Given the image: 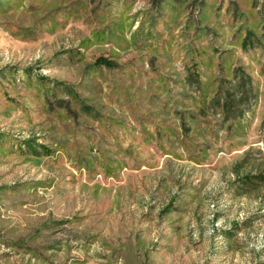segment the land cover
<instances>
[{
    "label": "rangeland",
    "instance_id": "374dc122",
    "mask_svg": "<svg viewBox=\"0 0 264 264\" xmlns=\"http://www.w3.org/2000/svg\"><path fill=\"white\" fill-rule=\"evenodd\" d=\"M0 264H264V0H0Z\"/></svg>",
    "mask_w": 264,
    "mask_h": 264
},
{
    "label": "trees",
    "instance_id": "16d2710c",
    "mask_svg": "<svg viewBox=\"0 0 264 264\" xmlns=\"http://www.w3.org/2000/svg\"><path fill=\"white\" fill-rule=\"evenodd\" d=\"M98 63L100 65L105 66V67H108V68H112L113 67V64L110 61L106 60V59H100L98 61Z\"/></svg>",
    "mask_w": 264,
    "mask_h": 264
}]
</instances>
